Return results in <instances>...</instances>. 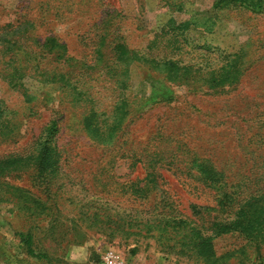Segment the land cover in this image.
<instances>
[{"label":"rangeland","instance_id":"1","mask_svg":"<svg viewBox=\"0 0 264 264\" xmlns=\"http://www.w3.org/2000/svg\"><path fill=\"white\" fill-rule=\"evenodd\" d=\"M26 21L37 40L56 36L80 60L72 78L94 102L73 107L70 89L16 73L7 65L14 55L0 52V111L10 122H0V167L16 159L0 172V264H87L108 248L130 264H206L181 252L183 233L160 235L143 224L159 221L166 204L186 216L194 205L217 206V190L199 175L202 163L222 176L219 191L230 205L264 193V0H0V35ZM123 40L206 73L237 62V79L217 89L169 84L142 63L123 65L116 49ZM93 109L102 129L116 125L112 135L87 131L82 119ZM51 121L59 163L44 179L34 156ZM7 186L40 199L41 220L26 218ZM29 230L46 260L27 255L19 234ZM214 251L216 264H250L256 255L238 234L216 238Z\"/></svg>","mask_w":264,"mask_h":264},{"label":"trees","instance_id":"2","mask_svg":"<svg viewBox=\"0 0 264 264\" xmlns=\"http://www.w3.org/2000/svg\"><path fill=\"white\" fill-rule=\"evenodd\" d=\"M225 1L219 0V2ZM230 1L235 3L242 0ZM170 23L172 24L173 21ZM185 25L180 24L177 28L184 31L186 29ZM33 27L32 22L26 21L21 25L11 27L10 31L0 35V47L3 48L0 52L14 55V58L7 65L16 68V73L25 71V73L37 74L41 77L40 82L59 84L63 86V89H70L68 96L71 98L69 102L73 107L80 102L92 104L94 102L91 98L93 94L88 95V93H85L86 90L80 91L76 81L72 78L73 69L79 67L80 60L69 54L67 45L56 36L37 40L34 32L29 30ZM109 37L110 34L105 27L96 48V54L100 60L104 56L103 49L108 45ZM116 49L117 55H119L118 60L123 62V65L136 62L142 63L152 72L163 76L167 83L173 85L192 88L198 83H202L212 89H217L226 83L232 84L237 79V62H232L226 67L206 73L202 68L183 65L175 59L161 58L147 52L131 50L126 46L124 40L123 43L116 45ZM55 61L58 66H54ZM13 63L16 65H13ZM59 66L63 67L59 68ZM83 66L91 69L94 65L83 64ZM126 88L127 85L123 83V90ZM129 106L128 100L124 98L123 103L121 102V105H119V111L122 110L120 113H123V118L127 114ZM4 116L7 118L5 111H0V122L9 125V121L5 122L3 120ZM101 116L93 109L88 116L82 119L87 131L95 138L108 134L110 130L111 134L116 127V125H105L102 129L98 123V121L101 122ZM58 132V122L51 121L40 138L39 148L34 156L35 168L40 177H45L44 179L48 178L50 174L53 175L58 167L59 154L54 145V137ZM11 133L12 131L8 135ZM4 161L1 163L0 172L5 171L8 168V163H12L16 159L12 158ZM199 175L205 184L217 190V206L201 207L194 205L191 206V215L186 216L182 212L174 210L171 204H166L164 211L160 214V220L153 223L147 220L143 224L145 229L149 232L155 229L160 232V235L169 233L170 229L183 233L185 242L181 245V252H184V249L187 248L195 257L206 264H216L218 262L214 251V240L216 238L238 234L246 240L252 241L254 245L256 255L250 261V264H264V193L245 198L235 207L233 204L230 205L228 194L219 191L222 189L223 178L216 173L211 165L202 163L199 166ZM149 177H152L151 182L156 183L154 175H149ZM7 191L11 196V201L16 203L19 211L26 218L41 220L46 214L47 207L40 199L16 187L7 186ZM141 191L144 196L149 193V188ZM161 203H164V201ZM207 218L211 219L208 223H203ZM125 225H128V223H123V229ZM19 236L29 257L37 260L48 258L46 253L36 251L34 247L36 239L32 230L27 233H20Z\"/></svg>","mask_w":264,"mask_h":264},{"label":"built area","instance_id":"3","mask_svg":"<svg viewBox=\"0 0 264 264\" xmlns=\"http://www.w3.org/2000/svg\"><path fill=\"white\" fill-rule=\"evenodd\" d=\"M87 264H130L129 260L125 256L120 254L113 248H108L104 251L101 257L97 261H93Z\"/></svg>","mask_w":264,"mask_h":264}]
</instances>
